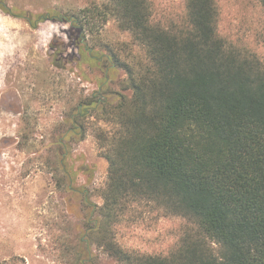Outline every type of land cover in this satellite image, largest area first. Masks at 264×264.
Here are the masks:
<instances>
[{
    "label": "trees",
    "instance_id": "trees-1",
    "mask_svg": "<svg viewBox=\"0 0 264 264\" xmlns=\"http://www.w3.org/2000/svg\"><path fill=\"white\" fill-rule=\"evenodd\" d=\"M256 2L264 8V0ZM153 17L151 0H104L63 18L80 63L103 70V56L83 40L111 19L145 53L132 65L112 59L126 71L131 97L110 90L105 77L70 126L42 146L69 154L64 138L83 140L93 114L112 125L98 136L110 150L104 206L96 219L75 224L77 243L64 247L63 263L98 264L96 238L118 264H264V65L220 35L219 0H186L179 21ZM59 168L71 179L64 161ZM140 200L190 222L168 255L117 243L123 210ZM83 204L91 215L98 210L87 198Z\"/></svg>",
    "mask_w": 264,
    "mask_h": 264
},
{
    "label": "rangeland",
    "instance_id": "rangeland-1",
    "mask_svg": "<svg viewBox=\"0 0 264 264\" xmlns=\"http://www.w3.org/2000/svg\"><path fill=\"white\" fill-rule=\"evenodd\" d=\"M0 1L8 10L0 6V264H64V247L77 243L75 224L83 226L88 216L96 219L104 206L110 150L98 136L112 131V125L93 114L83 140L64 138L69 154L59 147L57 155L42 146L70 126L69 118L105 77L110 90L131 97L129 77L112 59L132 65L145 53L132 34L111 19L83 41L103 56V70L80 63L74 32L63 18L104 0ZM151 2L155 23L179 21L186 7V0ZM219 4L220 35L264 65V8L256 0ZM63 161L72 181L59 168ZM86 198L97 206L95 214L83 204ZM126 207L116 230L117 243L128 252L168 255L191 226L145 200ZM94 242L98 264H118L96 238Z\"/></svg>",
    "mask_w": 264,
    "mask_h": 264
},
{
    "label": "water",
    "instance_id": "water-1",
    "mask_svg": "<svg viewBox=\"0 0 264 264\" xmlns=\"http://www.w3.org/2000/svg\"><path fill=\"white\" fill-rule=\"evenodd\" d=\"M84 41V40H83Z\"/></svg>",
    "mask_w": 264,
    "mask_h": 264
}]
</instances>
